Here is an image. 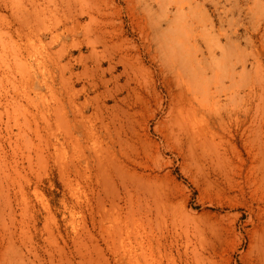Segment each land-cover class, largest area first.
I'll return each instance as SVG.
<instances>
[{
    "label": "rangeland",
    "instance_id": "obj_1",
    "mask_svg": "<svg viewBox=\"0 0 264 264\" xmlns=\"http://www.w3.org/2000/svg\"><path fill=\"white\" fill-rule=\"evenodd\" d=\"M263 110L264 0H0V264H247Z\"/></svg>",
    "mask_w": 264,
    "mask_h": 264
},
{
    "label": "bare ground",
    "instance_id": "obj_2",
    "mask_svg": "<svg viewBox=\"0 0 264 264\" xmlns=\"http://www.w3.org/2000/svg\"><path fill=\"white\" fill-rule=\"evenodd\" d=\"M34 11H37L36 7H35ZM38 12L39 11H37L36 13H38ZM38 17H40V16H37V18ZM255 89H256L255 86L249 87V90L246 94V96H248L249 101L253 100V98L255 97L254 96L255 95V93H254ZM233 93H234L233 90L229 91L228 103H227V109H226V118H227L226 123H227L228 129H229L230 137L235 138V136H236V139L238 137L240 140H243L246 142L255 129L256 121L258 119L259 112L257 109H256V112L252 111V108H250V107H247L246 109H242V105H239L237 107L233 106V104H234ZM248 104H249V102H248ZM233 121L236 122V132H237L236 134H233V130L231 128ZM187 138H188V135H187ZM190 143H191V141H190ZM189 145H187V146H189ZM193 150L194 149H192V151ZM190 153L192 154L191 148H190ZM248 179L250 180V183L253 186H255V190H254L255 195L251 197L250 201L246 200L245 205L251 210V212L252 211L254 212L256 209L258 226L255 229V231H256L254 234L255 239L252 240L254 242L251 241L252 235H250V232H246V234H245V236L248 237V240L250 242H252V243H250V244H252V247H255V249H256L255 250V258L253 260H251L249 258L250 260L247 261V264H264V205H263L264 204V194H260V193L258 194L257 193V190H256L257 186L255 185L257 183L256 177H251V178L247 177V179H246L247 183H248ZM250 244H249V246H251ZM5 248H6V246H5Z\"/></svg>",
    "mask_w": 264,
    "mask_h": 264
}]
</instances>
